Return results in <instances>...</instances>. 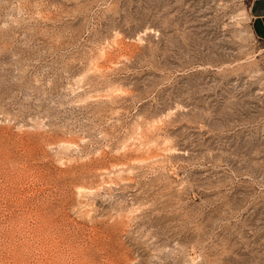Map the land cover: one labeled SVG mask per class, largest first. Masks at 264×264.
<instances>
[{"label":"rangeland","instance_id":"rangeland-1","mask_svg":"<svg viewBox=\"0 0 264 264\" xmlns=\"http://www.w3.org/2000/svg\"><path fill=\"white\" fill-rule=\"evenodd\" d=\"M250 1L0 0V264H264Z\"/></svg>","mask_w":264,"mask_h":264},{"label":"crops","instance_id":"crops-1","mask_svg":"<svg viewBox=\"0 0 264 264\" xmlns=\"http://www.w3.org/2000/svg\"><path fill=\"white\" fill-rule=\"evenodd\" d=\"M248 10L253 35L264 41V0H251Z\"/></svg>","mask_w":264,"mask_h":264}]
</instances>
